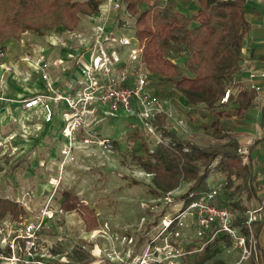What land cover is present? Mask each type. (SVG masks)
<instances>
[{
	"label": "rangeland",
	"instance_id": "obj_1",
	"mask_svg": "<svg viewBox=\"0 0 264 264\" xmlns=\"http://www.w3.org/2000/svg\"><path fill=\"white\" fill-rule=\"evenodd\" d=\"M172 2L176 6H172ZM155 3L154 7L158 9L167 10L172 8L189 15L196 14L199 8L198 0H156ZM115 4L119 5L118 9L114 7ZM146 7V5H142L141 9ZM126 8L125 3L121 5V0H102L95 14L79 15L81 21L73 30L59 26L52 29V31L44 32V34L25 31L18 40L15 38L8 39L5 44L6 51L0 56V101L5 102L6 90L9 87L8 81L11 79L9 75H14L16 69L19 73L16 80L20 84H18L19 88L24 89L30 85H35L34 79H28L25 74L31 70L30 58L40 51L35 52L38 47H42L40 51L42 54L39 56L42 55L43 60L52 63L53 67L49 73L51 72L55 79L52 83V86L53 84L55 86L60 80L62 83L71 80L67 72L79 65L78 61L83 59L88 61L86 55L93 48L90 40L94 37L95 28L98 26L104 28L103 30L106 33L116 34L117 37H130L134 44L129 46H137L138 39L135 35L134 17ZM129 46L119 52L121 65H113V72L126 67L129 71L134 68V63H131L129 58ZM169 57L183 71L185 70L186 52L178 44H171ZM32 68L34 69L32 71H38L34 67ZM252 69L249 74L260 71V69L257 71L255 68ZM38 80L46 82L43 78ZM150 86L153 92L157 91L156 86L153 84H150ZM164 90L167 92L162 96L157 92L155 93L156 96H159H157L158 100L166 101V108L173 111L178 118L190 122H188L190 127L186 133H174L179 140L203 146L230 143L232 138L226 139L224 142L214 140L204 130L197 129L200 122L210 123L211 121L210 117L203 114L208 111L205 104L192 108L184 98H182L183 103L178 100L179 98H168L173 94L180 96L172 86L167 85ZM262 97L264 96L262 95ZM3 104L0 103V107H4L6 113L2 117V121L0 120V198L4 197L12 201H18L22 196L30 197L31 192H33L36 195L29 198V202L35 208H39L52 195H54L52 202L61 205L64 198L63 193L72 191L85 205L87 204L93 208L98 219V225L91 230L80 228L85 221L78 212L61 215L53 223V229L46 230V235L51 238L58 236V234L64 237L68 236V241L59 243L56 253H68L70 260L77 264H86L89 260H92V250H95V252L101 250L104 253L112 251L113 247L124 257L131 253L133 249L135 254L142 253L146 248L145 245L148 239L158 233L162 215L167 212L168 208L163 200L168 192L157 188L153 180L155 174L146 171L133 158V146L137 147L139 137H145L146 135L149 137L146 126H143L135 118L126 116L123 112L107 117L101 116V113H99L100 120H98V123L88 121L85 128L79 129L75 136H71L64 133L66 121L60 119L63 118L62 113H57L59 106L56 109L53 107V111L56 116L60 117L58 119L61 121L44 122L41 119L42 111H40V107L31 110L29 114L24 111H22L24 114L22 112L17 113L15 117L17 119H15L5 118L7 112L11 116L14 109ZM232 108H235V106H232ZM256 110L260 109L256 108ZM261 120L262 113H259L258 118L254 120L257 125L256 129L244 132L240 130L242 128L240 127L241 124L236 125L238 122L234 116L228 120L232 133L240 132L239 134H241V153L245 157L248 153L247 147L254 144V141L262 136ZM262 121L264 124V120ZM172 122L173 120L170 123L166 119L168 125L166 129L168 131H171L170 128L174 124ZM158 129L162 131V129ZM103 139L108 142L103 143ZM149 145L150 151L153 152L157 150L156 147L160 144L151 136V138L149 137ZM258 149V152L254 151L252 155L258 157L261 155L258 162L259 179H263L264 144L260 145ZM222 178L221 174L216 173L210 176L207 182L209 185H213ZM188 185V183L180 182L174 188V191L178 194L185 193ZM262 189L259 191L260 194ZM231 192L233 194L229 199L230 203L232 205L238 204V210L242 209L244 211V213L236 211L235 215L238 217L246 218L248 210L257 208L259 200L255 197L248 200L246 192L235 188H232ZM221 198L220 196L219 199ZM234 206L236 207V205ZM169 212L173 213L174 210H169ZM67 215L76 217V220H73L72 223L79 226H68V220L65 218ZM261 217L264 218V210L261 211ZM257 225L254 222L251 225L253 235L256 233L255 228ZM59 226H61V229ZM122 237L127 239L122 241ZM131 238H133V242L129 243ZM255 238L254 235L255 244L248 246V250L252 251L248 257L254 254V256L256 255L255 258L260 260L261 254L257 245L259 243V246L264 247V224L257 241ZM181 243L190 252L182 257L178 264H185L188 257L187 260H190L196 253L202 254L206 248V245L202 250L198 248L199 238L197 231L192 227L185 230ZM240 257V250L233 249L230 252L228 247L222 245L219 252L207 263L220 264L219 261H222V264L250 263V261L242 260Z\"/></svg>",
	"mask_w": 264,
	"mask_h": 264
},
{
	"label": "trees",
	"instance_id": "obj_2",
	"mask_svg": "<svg viewBox=\"0 0 264 264\" xmlns=\"http://www.w3.org/2000/svg\"><path fill=\"white\" fill-rule=\"evenodd\" d=\"M155 1L121 0V5L125 3L126 10L134 17L135 35L144 45L141 58L151 85L157 87L155 98L158 96L156 92L162 96L167 92L164 87L172 86L192 108L200 104L207 106L208 111L203 114L210 117L211 121L200 122L198 130H204L214 140L224 142L232 139L230 143L215 146L183 142L173 130L166 129L167 117L160 114L155 122L156 129H162L164 136L171 138L170 143H159L157 150L151 152V136H138L137 147L133 146V158L146 171L155 174L153 180L157 188L170 192L180 182L188 183L186 192L179 195L182 198L197 195L207 188L210 176L221 174L223 178L219 182L223 188L219 201L232 207L234 214L236 211L244 213L242 209L238 210V204H234L235 207L230 203L233 194L231 189L243 190L248 200L255 197L261 201L259 191L263 184L259 179V161L258 156L252 153L264 143L263 132L254 144L247 147L245 157L241 153V134L232 133L228 121L234 116L238 122L236 125H240L248 112L256 108L260 109L264 120L262 92L240 83L235 79L234 72L229 70L234 66L238 69L244 59V48L247 50L253 41L246 11L247 0H198L199 8L194 15L172 8L158 9L154 7ZM261 2L264 4V0ZM101 3L102 0H0V56L6 51L8 39L18 40L25 31L44 34L59 26L73 30L81 21L80 14H95ZM142 5L147 7L141 9ZM171 5L176 6L174 2ZM172 43L178 44L186 52L184 71L169 57ZM258 60L264 62V55L259 56ZM228 88L231 89L229 101L222 103ZM262 120L261 127L264 130ZM63 196L61 206L65 211L78 212L88 230L97 227L98 219L93 208L85 205L72 191H65ZM22 211L15 200L0 198V218L7 214L17 216ZM247 217L236 215L234 221L246 236L249 233ZM255 223L258 224L254 234L257 241L264 218L261 217ZM205 245L202 254L196 253L190 260H187L188 257L185 264H209L207 262L213 259L222 245L229 249L233 244L231 238L221 232ZM259 245L261 259L257 260L256 255L252 254L246 259L250 261L249 264H264V247ZM219 262L222 264V261Z\"/></svg>",
	"mask_w": 264,
	"mask_h": 264
},
{
	"label": "built area",
	"instance_id": "obj_3",
	"mask_svg": "<svg viewBox=\"0 0 264 264\" xmlns=\"http://www.w3.org/2000/svg\"><path fill=\"white\" fill-rule=\"evenodd\" d=\"M114 7L118 9L119 5L115 4ZM103 29L101 26L95 28L94 37L90 40L93 48L89 51L88 61H78L81 67L78 78L68 81L61 90L52 87L48 74L50 63L43 60L42 55L38 56V59L30 58L53 95L39 93L25 98L22 101L23 111L28 112L40 106L45 121L50 122L53 121L54 113L51 103L64 102V133L71 136H75L79 129L85 128L88 121L98 123L99 113L107 117L121 112L146 126L149 135L161 144L168 145L171 138L165 137L162 131L156 129L155 122L160 114L165 115L170 123L173 120L174 124L170 130L186 133L190 127L187 120L178 118L173 111L166 108V101L158 100L154 96L150 86L151 79L141 58L144 45L137 41V46L130 47L134 44L130 37H117L116 34L106 33ZM126 46L130 47L129 58L131 63H134V68L129 71L126 67L113 72L112 66L121 62L119 52ZM60 62L62 63L61 60ZM259 77L264 78V72L250 73L248 82L243 84L262 92V86L255 83ZM68 90H72V93H68ZM230 93L231 89L228 88L222 97V103L229 101ZM106 142L108 141L103 139V143ZM222 188V183L216 182L197 195L191 194L187 198L179 197L184 194L181 192H168L163 197L168 208L162 215L159 231L148 239L142 253L135 254L133 249L124 257L113 247L112 251L104 253L101 250H92L93 259L86 264H102L108 261L113 262L111 264H178L181 258L190 252L181 243L185 230L190 227L197 231L200 250L222 232L231 238L233 244L228 251L238 249L241 252L240 258L248 259L251 253L248 246L254 245L251 225L261 218V211L264 210V187L257 208L247 212L246 225L250 229L247 236L242 234L241 229L234 223L236 215L233 210L219 201ZM33 195L36 194L31 192L30 197L22 196L16 201L23 209L22 213L17 216L7 214L0 218V264H77L70 260L68 253H56L59 243L68 241V236L58 234L51 238L46 235V230L53 229V223L61 215L69 213L61 205L52 202L54 195L45 200L42 206L35 208L29 202ZM169 210L174 212L170 213ZM59 227L61 229V226ZM126 239L122 237V241ZM131 242L133 238L129 239V243ZM82 247L84 248V245Z\"/></svg>",
	"mask_w": 264,
	"mask_h": 264
},
{
	"label": "crops",
	"instance_id": "obj_4",
	"mask_svg": "<svg viewBox=\"0 0 264 264\" xmlns=\"http://www.w3.org/2000/svg\"><path fill=\"white\" fill-rule=\"evenodd\" d=\"M246 11H247L248 19L250 21V28H251L250 29V37L253 41L251 43H249L247 50L244 48V51H243L244 52V54H243L244 59L241 62V64L239 65L238 69H236V66L229 69L230 72H234L235 79H238V81H240V83H242V84L248 82L249 72L251 70H253L252 68H255L256 71L258 69H260V71H257V72H264V62H261L258 60L259 56L264 55V4L261 2V0H247ZM41 49H42V47H38L37 49H35V52H37L38 50L41 51ZM40 51L37 54L34 52L35 54L32 57L33 60L37 59L38 56L40 54H42ZM88 56H89V54L86 55V59H88ZM29 63L31 64L32 67L37 69V67L34 65L33 62H29ZM118 65H121V63H119ZM32 67H31L30 71L26 72L25 76H27L28 79H30V78L34 79L35 85H30L29 87H26L24 89L19 88V86H18L19 83L16 81L18 78L17 74H19L17 69H16V72H14L15 76L12 75L13 76L12 77L11 75H9V78H11V79H10V81H8L9 87L6 90L7 92H6V96L4 98L5 102L0 101V103H2V104L4 103L3 105H9L10 108L14 109V110L11 112L12 113L11 116H9V113L7 112L5 118H15L17 113H21L23 111V106H22L21 101H23L27 97L38 95L39 93H46L49 96H50V94L53 95L51 90L46 86L47 82L44 83L43 81L38 80L39 78H43L41 73L39 71H37V72L32 71V70H34ZM52 67H53L52 63L50 62V66L48 68V74L50 75L51 82L53 83V81L55 79L51 75V72L49 73V71ZM80 68L81 67L79 65H76V67L74 69L68 70L67 75L69 74V76L71 77L70 81H73V79L78 78ZM35 77L37 78V80ZM58 79H60V78H58ZM27 80H25V81H27ZM60 81L57 84H55V86L53 84L52 87H56V86L58 87V85H59V87H58L59 90L64 88L65 84L67 82L62 83ZM255 83H258L262 86V95L264 96V78H260V77L257 78ZM67 92L72 93V90H70V91L68 90ZM168 98L169 99L170 98H179L178 100H180V102L183 103V101H182L183 97H181L177 94L170 95V97H168ZM7 102H9V103H7ZM51 104H52V107H54L55 109L57 106H59L57 108L58 109L57 113L63 114V111L65 110V106H66L64 104V102L54 101ZM189 106H191V105H189ZM39 107H37V108H39ZM4 109H5L4 107H0V110H1L0 111L1 112L0 113V120L1 121H2L3 115L6 113V111ZM2 110H4V111H2ZM259 111L260 110L252 109L248 112L246 118L244 119V121L240 125V127H242V128H240L241 132L250 131V129H254V130L256 129L257 125L254 122V120H256L258 118L259 113H262L261 111L260 112ZM25 112L28 114L30 113V111H28V112L25 111ZM22 113L24 114V112H22ZM53 118H54L53 121H55V120L59 121L60 119H62V121L64 120V118H60V117L56 116L55 113H54ZM58 118H60V119H58ZM15 119H17V118H15ZM41 119H42V121L46 122L44 119L43 113H41ZM263 132H264V130H263ZM263 132H262V134H263ZM254 151L258 152L257 149ZM260 159H261V155L258 157V161H260ZM260 179H261V182H262L263 187H264V178L263 179L260 178ZM258 205H259V203H258ZM73 212H75V211H73ZM65 218H66V220H68V226H74V227L79 226L76 223H74V224L72 223L73 220H76V217L74 218L73 216L71 217L70 215H67ZM84 224H86V223H84ZM84 224H83V226H80V228H87V226ZM53 227H54V225H53ZM103 264H110V262L103 263Z\"/></svg>",
	"mask_w": 264,
	"mask_h": 264
},
{
	"label": "bare ground",
	"instance_id": "obj_5",
	"mask_svg": "<svg viewBox=\"0 0 264 264\" xmlns=\"http://www.w3.org/2000/svg\"><path fill=\"white\" fill-rule=\"evenodd\" d=\"M105 6H106V4H105Z\"/></svg>",
	"mask_w": 264,
	"mask_h": 264
}]
</instances>
